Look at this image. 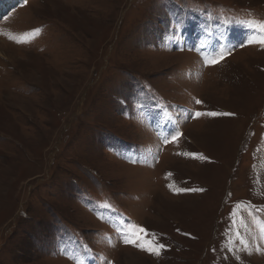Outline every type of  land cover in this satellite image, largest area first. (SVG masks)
I'll list each match as a JSON object with an SVG mask.
<instances>
[{"label": "rangeland", "instance_id": "obj_1", "mask_svg": "<svg viewBox=\"0 0 264 264\" xmlns=\"http://www.w3.org/2000/svg\"><path fill=\"white\" fill-rule=\"evenodd\" d=\"M260 24L264 0H0V264H264Z\"/></svg>", "mask_w": 264, "mask_h": 264}, {"label": "snow or ice", "instance_id": "obj_2", "mask_svg": "<svg viewBox=\"0 0 264 264\" xmlns=\"http://www.w3.org/2000/svg\"><path fill=\"white\" fill-rule=\"evenodd\" d=\"M25 3H26V0H25ZM259 28H260V31H261V32H264V24H260V25H259ZM259 43L264 44V40L259 41ZM242 46H243V45H242ZM224 58H225L224 55H220V56H218V57H215V58H213V59L207 61V63L210 64V65H215V64L219 63L220 61H222ZM195 103H196L197 105H201L203 102H202L201 100L197 99V100L195 101ZM205 114L208 115V116H210V117H217V116H220V115H224V116H233V115H235L234 113H217V112H215V111H211V112H207V113H202V112H200V111H196V112H194V114H192V115L194 116V118H199V117H201L202 115H205ZM182 135H183L182 132H180V131H176V132H174L173 134H171V140H170V141H169V140H165V143H166V144H167V143H176V142L179 141V139L182 137ZM184 155H192V156L195 157L196 154L185 153ZM199 158H200V159H206V158L203 157V156H200ZM176 191H177L178 193H183V192H188V191H202V189H177ZM141 231H143V229H141ZM178 231H179V229H178ZM186 235H188V234H186ZM124 242H125L126 244H128V243H133V241H131V240H127V239H126ZM164 247H165V246H164L163 244L159 245V248H160V249H163ZM155 254L159 255V251L157 250Z\"/></svg>", "mask_w": 264, "mask_h": 264}, {"label": "bare ground", "instance_id": "obj_3", "mask_svg": "<svg viewBox=\"0 0 264 264\" xmlns=\"http://www.w3.org/2000/svg\"><path fill=\"white\" fill-rule=\"evenodd\" d=\"M3 45H4V44H3ZM3 45H2V46H3ZM6 47H7V46H6ZM2 48H3V47H2ZM127 169H129V168L127 167ZM139 170H142V169H139ZM132 171H133V169H132ZM117 211H118V210H117ZM119 211H120V210H119ZM99 236H100V234H99ZM96 237H98V236H96Z\"/></svg>", "mask_w": 264, "mask_h": 264}]
</instances>
